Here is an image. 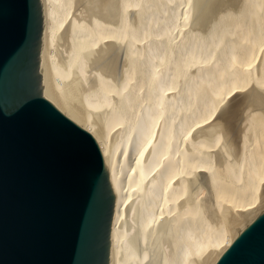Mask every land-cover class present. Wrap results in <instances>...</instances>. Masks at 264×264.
Listing matches in <instances>:
<instances>
[{
	"label": "bare ground",
	"instance_id": "1",
	"mask_svg": "<svg viewBox=\"0 0 264 264\" xmlns=\"http://www.w3.org/2000/svg\"><path fill=\"white\" fill-rule=\"evenodd\" d=\"M41 87L97 141L108 264H213L264 209V0H45Z\"/></svg>",
	"mask_w": 264,
	"mask_h": 264
},
{
	"label": "water",
	"instance_id": "2",
	"mask_svg": "<svg viewBox=\"0 0 264 264\" xmlns=\"http://www.w3.org/2000/svg\"><path fill=\"white\" fill-rule=\"evenodd\" d=\"M45 0H0V264H108L115 204L93 135L41 87ZM213 264H264V209Z\"/></svg>",
	"mask_w": 264,
	"mask_h": 264
}]
</instances>
